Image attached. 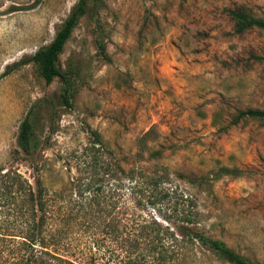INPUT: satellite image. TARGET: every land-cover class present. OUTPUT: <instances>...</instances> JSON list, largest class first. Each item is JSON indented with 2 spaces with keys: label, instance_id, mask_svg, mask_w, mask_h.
Returning <instances> with one entry per match:
<instances>
[{
  "label": "rangeland",
  "instance_id": "374dc122",
  "mask_svg": "<svg viewBox=\"0 0 264 264\" xmlns=\"http://www.w3.org/2000/svg\"><path fill=\"white\" fill-rule=\"evenodd\" d=\"M35 1L0 0V167L32 184L41 175L36 160L14 152L37 103L49 194L74 175L92 131L113 151L107 157L127 168L143 164L150 147L169 172L167 186L177 188L161 213L176 219L183 193L196 205L198 228L264 264V119L232 122L238 110L264 109V31L235 34L227 14L244 6L264 17V0L90 2L59 59L75 80L71 107L58 100L59 78L46 84L32 62L19 63L53 39L78 0ZM180 264L231 263L195 248Z\"/></svg>",
  "mask_w": 264,
  "mask_h": 264
},
{
  "label": "trees",
  "instance_id": "16d2710c",
  "mask_svg": "<svg viewBox=\"0 0 264 264\" xmlns=\"http://www.w3.org/2000/svg\"><path fill=\"white\" fill-rule=\"evenodd\" d=\"M96 1L78 0L53 39L19 63L32 62L46 84L59 78L58 100L66 107L73 104L76 85L60 68V55L88 4ZM227 14L235 34L254 28L264 31V17L244 6L228 8ZM37 105L29 108L20 123L14 152L36 160L32 166L41 175L32 184L16 168L0 167V264H180L195 248L231 264H256L198 228L199 212L189 196L179 193L186 205L173 210L176 219L161 213L164 199L177 188L167 186L169 172L157 167L160 152L150 147L143 164L127 168L107 157L113 151L92 131L93 138L76 156L74 175L49 194L39 161L45 147L36 130ZM241 118L264 119V109L238 110L232 122ZM150 133L142 134L139 143ZM197 181L188 177L190 183ZM79 241L83 248L78 247Z\"/></svg>",
  "mask_w": 264,
  "mask_h": 264
}]
</instances>
